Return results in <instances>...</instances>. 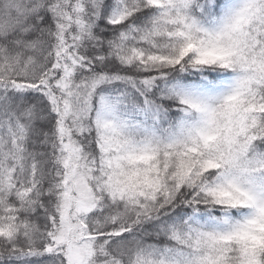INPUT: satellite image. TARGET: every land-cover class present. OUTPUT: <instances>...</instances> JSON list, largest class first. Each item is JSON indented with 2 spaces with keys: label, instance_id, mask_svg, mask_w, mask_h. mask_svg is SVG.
Instances as JSON below:
<instances>
[{
  "label": "snow or ice",
  "instance_id": "snow-or-ice-1",
  "mask_svg": "<svg viewBox=\"0 0 264 264\" xmlns=\"http://www.w3.org/2000/svg\"><path fill=\"white\" fill-rule=\"evenodd\" d=\"M0 264H264V0H0Z\"/></svg>",
  "mask_w": 264,
  "mask_h": 264
}]
</instances>
